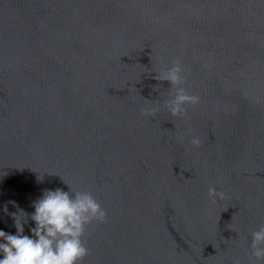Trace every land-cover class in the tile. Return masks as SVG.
Masks as SVG:
<instances>
[{
  "label": "water",
  "instance_id": "95a60500",
  "mask_svg": "<svg viewBox=\"0 0 264 264\" xmlns=\"http://www.w3.org/2000/svg\"><path fill=\"white\" fill-rule=\"evenodd\" d=\"M176 60L200 98L184 118L153 79ZM63 180L106 213L85 226L82 264H249L264 226V0H0V209L32 212Z\"/></svg>",
  "mask_w": 264,
  "mask_h": 264
},
{
  "label": "clouds",
  "instance_id": "9594fccd",
  "mask_svg": "<svg viewBox=\"0 0 264 264\" xmlns=\"http://www.w3.org/2000/svg\"><path fill=\"white\" fill-rule=\"evenodd\" d=\"M156 73L153 79L167 81L172 88L164 107L172 117H186V106L198 104L200 98L183 87L180 61H173L170 67ZM160 87V84L153 85L152 91L159 92ZM158 111L157 107L148 105L141 109V115L153 117ZM189 143L198 147L201 141L193 136ZM43 178L44 175L37 176L38 181L42 182ZM63 183L68 191L59 187L43 189L41 195L30 203L32 212L20 208L15 201L3 205L0 211L12 219L15 234L0 230V264H82L89 252L82 240L85 226L93 220L103 222L106 213L89 192L73 190L64 180ZM208 196L213 203L225 198V194L215 187H209ZM8 204L16 211L9 212ZM29 220L32 225L25 234ZM248 260L249 264L264 261V226L251 233Z\"/></svg>",
  "mask_w": 264,
  "mask_h": 264
}]
</instances>
